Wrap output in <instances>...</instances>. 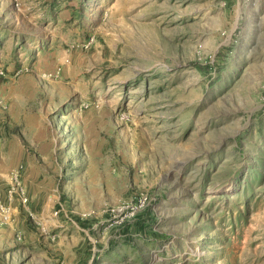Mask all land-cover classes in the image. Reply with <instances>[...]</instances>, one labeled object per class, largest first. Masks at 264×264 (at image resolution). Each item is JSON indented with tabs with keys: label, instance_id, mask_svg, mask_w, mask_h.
Wrapping results in <instances>:
<instances>
[{
	"label": "rangeland",
	"instance_id": "1",
	"mask_svg": "<svg viewBox=\"0 0 264 264\" xmlns=\"http://www.w3.org/2000/svg\"><path fill=\"white\" fill-rule=\"evenodd\" d=\"M6 194L41 264H264V0H0Z\"/></svg>",
	"mask_w": 264,
	"mask_h": 264
},
{
	"label": "crops",
	"instance_id": "2",
	"mask_svg": "<svg viewBox=\"0 0 264 264\" xmlns=\"http://www.w3.org/2000/svg\"><path fill=\"white\" fill-rule=\"evenodd\" d=\"M19 157L25 159L28 163H33L34 161L29 152L25 153L24 155L23 153L22 155L19 154ZM37 178H39V176H37ZM51 181V178L46 179L44 177L43 180L39 179L37 182H41V186H37L36 189L31 184V180L26 181V179H23V185L26 188L27 194L30 195V200L28 203L29 206H27L26 209L35 213H41V207L45 205L46 201L41 205L39 199L41 197L49 198L46 185L51 184ZM3 197L4 203H7L13 209H17V206H14L12 203L11 195L6 194ZM59 205H61V203L55 204L56 207ZM12 214H15V218L17 219L16 223L0 222V264H41V254H43L41 253L43 249L41 246V234L34 226L30 225L29 222L24 221V216L18 209L16 213L12 211ZM76 219L78 222L77 227L80 229L84 239L87 235L86 229L89 230L90 233L92 231V219H81L79 217H76ZM83 220H85L88 224H82L81 221ZM122 232L123 235H126L123 230ZM17 233L21 234L20 239H17ZM127 235L131 236L132 234L128 233ZM86 244V251H92L93 248L89 240L86 242ZM58 250L60 251L61 249L58 248ZM57 254L59 253H55L54 256H52V261H54L52 264L56 263L57 259H55V256ZM94 260L95 258H92V262ZM78 262L79 260H76L77 264Z\"/></svg>",
	"mask_w": 264,
	"mask_h": 264
},
{
	"label": "trees",
	"instance_id": "3",
	"mask_svg": "<svg viewBox=\"0 0 264 264\" xmlns=\"http://www.w3.org/2000/svg\"><path fill=\"white\" fill-rule=\"evenodd\" d=\"M194 64H195L196 68H199L202 71H206L207 67L209 66L207 64L202 65V66L200 64L199 65H196L197 63H194ZM60 198H62V195L60 196ZM144 221L146 222V220H142L141 222H138V224L136 226H134V225L133 226H130V227L125 226L124 229H123V231L127 235L128 233H130V231H128L129 228H131V230H132V228H135L136 227L138 229L144 230V229L148 228V225L147 226L144 225ZM81 223L84 224V225H87L88 224L85 220L81 221Z\"/></svg>",
	"mask_w": 264,
	"mask_h": 264
}]
</instances>
